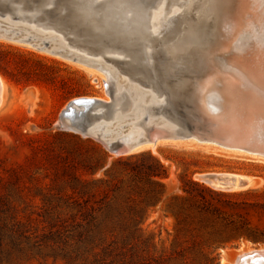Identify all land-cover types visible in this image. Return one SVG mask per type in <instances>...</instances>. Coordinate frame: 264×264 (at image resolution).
<instances>
[{"label":"rangeland","instance_id":"1","mask_svg":"<svg viewBox=\"0 0 264 264\" xmlns=\"http://www.w3.org/2000/svg\"><path fill=\"white\" fill-rule=\"evenodd\" d=\"M0 81V173L7 177L0 194L38 242L4 244L0 264H232L239 254L259 248L252 244L261 242L241 237L222 240L221 227L197 213V201L181 186L196 193L186 183L190 179L232 193L199 179L230 173L252 177L248 189H264L263 157L208 144L163 142L134 153H149L166 169V177L153 183L142 170L153 164L148 157L117 162L119 157L96 141L58 127L61 110L74 98L108 100L98 71L0 40ZM72 174L93 182L84 194H71V183L79 187ZM10 176L15 179L9 183ZM88 207H93L91 217L82 216Z\"/></svg>","mask_w":264,"mask_h":264},{"label":"bare ground","instance_id":"2","mask_svg":"<svg viewBox=\"0 0 264 264\" xmlns=\"http://www.w3.org/2000/svg\"><path fill=\"white\" fill-rule=\"evenodd\" d=\"M167 1L166 6L165 0H158L147 17L142 5L141 10L127 0H114L110 9L117 19L122 12L126 13L128 20H120V26L135 33V39L141 41L138 44L141 51L137 52L144 62L151 67L158 49L156 62L176 82L177 90L188 93L203 113L217 119L236 120L237 130L264 148V0ZM4 20L0 21V34H13L35 43L47 41L59 51L72 53L86 67L98 71L116 96L124 93L129 98L128 112L115 110L111 120L102 124V130L116 134L125 126L129 137L139 139L143 131L133 124L147 114L146 124L155 122L170 132L175 131L177 125L173 120L147 113L150 106L164 102L155 98L150 86L143 90L137 80L130 78L133 72L143 76L142 71L136 72L126 61L122 66L108 64L100 55L91 56L83 48L68 45L60 33L43 31L33 22L11 23L7 16ZM145 26L149 37L156 39L155 50L149 40L143 39ZM214 71L221 75H214ZM1 89L0 81V100ZM116 104L119 106L120 102ZM158 144L146 149L156 148ZM254 251L257 250L239 254L232 264H260L259 257L242 260Z\"/></svg>","mask_w":264,"mask_h":264},{"label":"water","instance_id":"3","mask_svg":"<svg viewBox=\"0 0 264 264\" xmlns=\"http://www.w3.org/2000/svg\"><path fill=\"white\" fill-rule=\"evenodd\" d=\"M94 1L0 0V21L2 22L7 16L11 23H22L20 20H25L27 23L33 22L35 26H41L43 31L50 30L53 33H60L67 40L68 45L83 48L91 56L100 55L106 63L112 62L122 66L126 61V64L134 67L136 72L140 70L143 73V76H139L133 72L130 78L137 80L143 90H147L150 86L151 90L155 91L157 100L163 99L162 105L150 106L147 113L162 117L164 120H173L177 126L174 132H170L159 123L146 124V114L133 124L134 127H140L143 131L139 139L129 137L125 126L120 128V133H107L101 129L102 124L111 120L115 110L120 113L128 112L131 101L124 93L116 96L112 86L104 83L108 100L89 97L74 98L59 114V129L96 141L113 157L131 155L142 149L154 147L160 142H192L214 145L221 149L259 155L264 158V148L246 139L237 130L236 120H229L225 117L217 119L203 113L188 93L177 90L176 82L169 73L163 72V67L156 62V56H159L158 49L155 50L157 43L154 36L149 37L148 35L147 20L143 39L146 38L151 42L155 50L154 54H156L151 67L143 61L141 53L137 52L140 50L138 44L141 41L135 39V33L126 32L120 26V20H128L126 13L122 12L117 19L113 15V10L110 9V3L114 0ZM127 1L131 5L139 6L141 10L142 5L143 10L146 9V17L158 2V0ZM167 4L168 1L165 0V5ZM0 40L20 43L61 59L87 66L72 53L59 51L47 41L35 43L29 39H20L13 34H0ZM118 101L119 106L116 104ZM199 179L213 189L222 192L246 190L254 182L253 178L248 175L230 173L204 174L199 176ZM252 245H257L259 248L254 249L257 251L246 255L242 260L259 257L257 262L263 264L264 251L258 250L264 248V242Z\"/></svg>","mask_w":264,"mask_h":264},{"label":"trees","instance_id":"4","mask_svg":"<svg viewBox=\"0 0 264 264\" xmlns=\"http://www.w3.org/2000/svg\"><path fill=\"white\" fill-rule=\"evenodd\" d=\"M73 138L77 143H80V138L74 135ZM85 141L86 145H89L91 149L104 155V152L96 144L89 139ZM144 156L148 157L153 163L152 165H144L142 167L144 175L147 177V180L158 183V179L166 177V169L149 153L131 154L125 158L119 157L117 158V162H127L132 158ZM89 172L90 174L94 173L92 170ZM71 178L79 186L76 187L75 184H70L69 189L74 196L84 194L86 192L84 188L93 183L74 174H72ZM14 179V177L10 176L8 178L9 183L10 181H14ZM3 183H7V177L0 173V184L3 186ZM186 183L193 187L196 193L185 186H181V191L197 201L196 211L199 215L209 218L213 223H217L221 227V234L224 235L222 240L241 237L254 243L264 242V189H246L232 193H221L212 191L190 179H187ZM203 192L207 193L210 197L214 196L219 199L216 202L213 201V198L207 199L202 194ZM76 201L74 200L73 202L79 206V203ZM88 208L89 210L86 208L87 213H81L82 216L91 217L90 210H93V207ZM34 234L35 231L32 232L26 222L18 218L16 207L9 201L7 196L0 194V254L2 253L4 244L15 246L21 241L29 243L32 240L38 243L35 240L37 236ZM41 237L48 239V235H42Z\"/></svg>","mask_w":264,"mask_h":264}]
</instances>
